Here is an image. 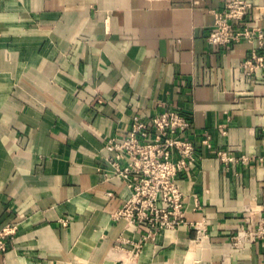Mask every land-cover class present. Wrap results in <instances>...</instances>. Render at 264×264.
Returning a JSON list of instances; mask_svg holds the SVG:
<instances>
[{
  "label": "crops",
  "instance_id": "0c3cea01",
  "mask_svg": "<svg viewBox=\"0 0 264 264\" xmlns=\"http://www.w3.org/2000/svg\"><path fill=\"white\" fill-rule=\"evenodd\" d=\"M251 3L245 23L264 32V0ZM222 6L0 0V225H17L0 264H264V237L233 239L264 213V72L243 66L247 41H207ZM165 108L190 119L196 159L178 185L200 229L145 239L114 217L131 189L102 157Z\"/></svg>",
  "mask_w": 264,
  "mask_h": 264
},
{
  "label": "built area",
  "instance_id": "2783aa9c",
  "mask_svg": "<svg viewBox=\"0 0 264 264\" xmlns=\"http://www.w3.org/2000/svg\"><path fill=\"white\" fill-rule=\"evenodd\" d=\"M251 6V0H223L221 9L211 10L213 24L207 41L216 46L247 41L250 49L243 66L248 71L264 72V32L245 23ZM190 124L186 114L165 108L147 119L135 116L123 136L112 135L104 144L105 166L126 179L131 189L114 217L134 220L144 226L145 239L163 229H175L187 223L199 232V224L185 218L184 194L178 185V177L196 159V147L185 136ZM217 154L223 161L232 159L222 150ZM16 230L17 225L12 222L0 225V253L6 250L8 239ZM263 237L264 213L255 226L244 216L233 235L236 245L253 243Z\"/></svg>",
  "mask_w": 264,
  "mask_h": 264
}]
</instances>
